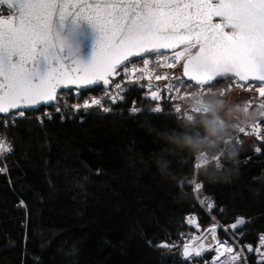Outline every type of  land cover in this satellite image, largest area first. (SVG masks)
<instances>
[{
  "label": "trees",
  "instance_id": "obj_1",
  "mask_svg": "<svg viewBox=\"0 0 264 264\" xmlns=\"http://www.w3.org/2000/svg\"><path fill=\"white\" fill-rule=\"evenodd\" d=\"M133 101L142 112H130ZM154 105L131 89L108 113H52L42 123L33 118L50 106L0 125L11 146L7 173H0V264H201L181 257L177 239L193 230L189 215L200 228L212 223L191 185L210 117L181 119L165 103L156 114ZM222 105H216L219 116L239 124L240 113ZM232 132L215 131L205 151L226 150L224 167L227 150L236 146V175L230 182L213 180L219 168L209 163L196 176L198 197L215 205L211 214L222 226L242 217L235 236L243 233L239 244L255 248L264 234V144L251 136L226 144ZM244 264H257L256 256L247 253Z\"/></svg>",
  "mask_w": 264,
  "mask_h": 264
},
{
  "label": "snow or ice",
  "instance_id": "obj_2",
  "mask_svg": "<svg viewBox=\"0 0 264 264\" xmlns=\"http://www.w3.org/2000/svg\"><path fill=\"white\" fill-rule=\"evenodd\" d=\"M0 6V114L15 113L13 125L17 118L25 116L24 109L57 101L61 89L71 92L74 87L78 98L83 90L102 85L103 94L113 104L122 101L123 95L118 99L107 90L116 78L129 76L130 65L135 73L134 58L143 61L142 72H147L151 57H156V63L163 68L182 72L181 76L171 77L155 74L156 81H168L159 91L151 90L152 73L147 72L150 92L145 98L153 102H160L165 90L172 98L173 92L181 91L185 85L206 90L223 80L229 91L252 88L258 83L255 91L261 98L259 107L264 109V0H0ZM82 23L96 34L87 63L78 55ZM69 42L73 45L71 51ZM128 83L135 84V78ZM114 87L119 90L121 84L115 83ZM253 103L256 101L248 100L245 105L249 108ZM71 107L77 112L93 107L105 113L111 111L96 97ZM173 110L176 114L180 111L176 106ZM56 111L61 108L58 106ZM142 111L132 109L133 114ZM161 112L157 103L153 113ZM8 126L5 121L4 127ZM262 126L264 116L247 125L250 131L244 126L238 132L254 135L264 143ZM233 142H238L236 136ZM3 151L11 149H5V141L0 140V152ZM260 151L257 147L256 152ZM217 167L222 164L218 162ZM5 171L0 168V173ZM201 187L199 183L195 185L198 194ZM214 207L213 203L207 205L209 212ZM220 211L223 214V209ZM244 223L242 217H237L234 223L224 226L226 234L232 230L236 244L243 233L236 237L235 232ZM219 228V223L209 227V247L214 241L218 256L232 254L219 264H244L243 250L234 252L227 240H219ZM171 247L175 249L177 245ZM243 247L248 252L255 251L257 264H264V234L255 249L252 244ZM193 254L201 257L202 249L193 253L185 243L184 260L192 259ZM213 264H218L216 257Z\"/></svg>",
  "mask_w": 264,
  "mask_h": 264
},
{
  "label": "built area",
  "instance_id": "obj_3",
  "mask_svg": "<svg viewBox=\"0 0 264 264\" xmlns=\"http://www.w3.org/2000/svg\"><path fill=\"white\" fill-rule=\"evenodd\" d=\"M168 55H171V53H168ZM149 59H150V64L148 66L147 72L152 73V78H151L150 83L153 85V87L151 90L159 91L160 89L164 88L166 83H168V81H164V80L156 81L155 80V74H157V73H159L161 75L166 73V74H168L169 77H171L173 75L181 76L179 70L163 68L159 64H157L156 63V57H151ZM133 63L136 66L135 73H133L131 71L132 66L130 65L129 66V68H130L129 76L128 77H119V78H116L114 81V84L115 83L121 84V89H119V90L115 89L114 84H113V87L107 90L112 96H116L118 99H119L120 95H123V100L118 102V103H121L125 100L126 94L131 89H135V90L139 91L141 93L142 99L147 100V101H152L150 98H147V99L145 98L146 96L149 95L150 90L147 87L149 81L145 79V77L147 76V72L140 71L141 69L144 68L143 61L139 59V60L133 61ZM131 78H135V84L128 83V80ZM142 85H143V87H142ZM258 86H259V84H256L252 88L237 89V90H231V91H237L236 93H241L242 91H245V92L248 91V92H252L255 96H258V93L255 91V87H258ZM213 88L201 90L199 88H189L187 85H185L181 91H179L177 93L173 92L172 98H170L168 96L167 91L165 90L162 100L160 102H155V105L151 109V112L153 113V109L157 106V103H159V106L161 103H165L167 105L168 110L173 115H175L181 119L191 120L192 118H194L195 116H198V115H209V117H210V136L215 131H218V130H221V131L233 130L231 136L225 140L226 144H232V146H233V144H234L233 143V137L236 136L238 142H240V140L243 137H247L250 135L242 134V133L238 132L242 127H244L241 125V123L230 124V123H227L222 117L219 116V114L216 111L215 102L212 101L214 99H212V100L209 99L212 96L211 94H213V92L210 89H213ZM228 92H230V91L228 90ZM80 96H82V92L79 94V97ZM79 97L77 98L76 90H72L71 92H69V90L68 91H61L58 93V100L54 101L50 104V106L53 109H51V110L44 109V110L40 111L39 113H35L33 115V118H35L36 120H40L38 118L47 119L50 117V115L52 113L62 114L64 112H77V111L72 109L71 105H68L67 109L66 108L64 109V107L67 106V102H69V101L70 102L73 101L74 104L78 103V100L80 99ZM96 97L100 98L102 100V104L104 107H106V106L110 107V105H115L111 102V100L108 97H106L103 94L102 88H101L100 92H98V95ZM118 103H116V104H118ZM50 106H48V107H50ZM58 106L61 108L60 112L56 111V108ZM175 106L180 110L178 114H176L173 110ZM48 107H45V108H48ZM133 107H135V106L132 105L130 108L131 113H132ZM135 109L142 110L143 107L142 106L141 107H135ZM259 110H260L261 114L264 115V109H259ZM80 111L85 112L83 109H81ZM90 111H100L101 113H105L104 111H102V109L100 107H93L92 109H89L87 112H90ZM26 113L27 112H25V114ZM14 114L15 113L9 114L7 116H0V123L7 121L8 124H13L12 118H8V117H10V116L13 117ZM24 117L17 118L16 120L23 119ZM232 125H235V127ZM245 127H246V131H249L248 127L247 126H245ZM210 136L206 137L200 143V145L198 146V149L196 151L195 159H194V163H193L194 174H193V177L191 179V185H192V192L196 196L198 204L203 208L205 213L212 219L213 223H211L210 225H208L204 228H200L199 230L193 228V230H191V231L179 233L177 242L179 243L180 246H184V244L187 243L189 245V247H193L197 243L201 242L208 234H211L208 231V229L212 224L219 223L213 217L211 212L208 211V208H207L208 204H206V202L204 200L198 198V195H197L198 193L195 190V185L197 184L196 176H197V173L199 172V170L203 169L204 167H206L211 162L214 163L213 165L215 166V168H218L217 163L219 162L221 164L220 158L223 156L224 152L226 151L224 149H221L216 155L209 156V154H207L205 151V146L208 144L207 142H208V139ZM0 140L5 141V149H9V148L11 149L10 144L3 137L0 136ZM9 153H10V151L0 152V168H6L5 158ZM202 162H204V163H202ZM197 163H200L199 168H196ZM2 173H7V171L2 172ZM20 207H23V205L21 203H20ZM223 229H224V226H222L220 224V228L217 230V235H218L219 240H221V241L227 240L228 243L233 246L234 252H236L238 249H242L243 246H241L240 244H236L234 237L229 232L226 234ZM219 231H221L223 233V236L219 235ZM260 235L258 236V239H259ZM245 245H247V244H245ZM216 247H218V245H216V243L214 242V244L211 247L204 249L201 257L193 256V258L190 260L201 262V264H213V258L216 257L217 262L219 264L220 261H225L226 259L231 257L232 254H225L224 256H218L217 252L215 251ZM246 252L248 254H250V253L256 254L255 251L248 252L246 250ZM208 254H210L209 257H207ZM246 254L244 252L245 257H246Z\"/></svg>",
  "mask_w": 264,
  "mask_h": 264
},
{
  "label": "water",
  "instance_id": "obj_4",
  "mask_svg": "<svg viewBox=\"0 0 264 264\" xmlns=\"http://www.w3.org/2000/svg\"><path fill=\"white\" fill-rule=\"evenodd\" d=\"M67 33H68V30H66L65 34H67ZM95 39H96V34L93 32V30L90 28V26H88L86 23H82L81 26H80V36H79L80 52L78 54L79 55V59L82 62L87 63L91 59L92 50H93ZM136 60H139V59L138 58H134L133 59V61H136ZM180 74L182 75L181 71H180ZM99 86L103 89L102 85H94V86H91L90 89L83 90L82 92H87V91L93 90L94 88H97ZM72 90H75V88L72 87ZM61 91H68V89L58 90V93L61 92ZM248 100H255L256 103H253V104L249 105V108L246 107L245 103L243 104L242 110H241V120L243 119L244 114H246L248 112V110L252 106H256L257 108H260L259 106H260L261 98H259L258 96L250 97L246 101H248ZM50 104H41V105H37L34 108H27V109H24V112L36 111V110H39L42 107H48V106H50ZM10 114H12V113H10ZM0 116H7V115L0 114ZM248 130L250 131V128H248ZM261 134H263V133L261 132ZM251 137L253 139H255L258 143H262L260 140L256 139V136L252 135ZM262 144H264V143H262ZM186 219L190 220V225L193 226L195 229H197V230L200 229V227L197 225L196 220H195L193 215L187 216ZM210 236H211V234H208L201 242L197 243L193 247H189L190 250H192L193 253H194V250L197 249V248H201L202 251L204 249H206V248H209V244H208L207 241L209 240ZM162 244H165V243H162ZM213 244H214V241L211 242V245H213ZM183 248H184V246L180 247V253H181V257L182 258H183V256H182Z\"/></svg>",
  "mask_w": 264,
  "mask_h": 264
},
{
  "label": "rangeland",
  "instance_id": "obj_5",
  "mask_svg": "<svg viewBox=\"0 0 264 264\" xmlns=\"http://www.w3.org/2000/svg\"><path fill=\"white\" fill-rule=\"evenodd\" d=\"M0 7H2V6H0ZM224 84L217 86V87H214L213 89H210L213 92V94H211L212 96L209 99L210 100L214 99L212 101L215 102V106L217 104L222 103L223 104L222 106L224 107V109L228 110L227 113H232V112H236V114L240 113V118H241V110H242V106H243L244 102H246V99L253 97L254 94L252 92H248V91H246V92L242 91L241 93H236L237 91L228 92L226 85H224ZM97 95H98V92L92 93V94L87 93L85 95L83 94L82 96L79 97L80 99L78 100V103L83 104L84 99L90 98V97H96ZM72 104H74L73 101L67 102V106H65L64 109L65 108L67 109L68 105H72ZM111 106L112 105H110V107L109 106H106V107L111 108ZM255 110H259V109L256 108ZM216 111H217V108H216ZM8 118H12V117L10 116ZM0 125L4 126V122L0 123ZM232 126L235 127V125H232ZM6 168H7V165H6ZM212 223H213V221H212ZM258 243H259V239L257 241V245H258ZM241 250H243V253L244 252H245V254L247 253L246 252L247 249L244 247H242V249H238L236 252H240ZM261 251H264V249H261ZM254 255L256 256V261H257V259H258L257 254H254ZM229 259L230 258L226 259L225 261H227Z\"/></svg>",
  "mask_w": 264,
  "mask_h": 264
},
{
  "label": "clouds",
  "instance_id": "obj_6",
  "mask_svg": "<svg viewBox=\"0 0 264 264\" xmlns=\"http://www.w3.org/2000/svg\"><path fill=\"white\" fill-rule=\"evenodd\" d=\"M67 46L70 51L73 50V45L70 42L67 44ZM262 116L264 115L261 114L260 110L249 109L248 112L244 114V117L241 120V125L247 126L249 124H252ZM237 156H238V149L236 146H233L229 150H227L223 162L224 167L215 169L211 179L230 182V180L234 178V176L237 173V169L235 167V165L237 164ZM160 174L164 177H167V174L163 172H161Z\"/></svg>",
  "mask_w": 264,
  "mask_h": 264
},
{
  "label": "flooded vegetation",
  "instance_id": "obj_7",
  "mask_svg": "<svg viewBox=\"0 0 264 264\" xmlns=\"http://www.w3.org/2000/svg\"><path fill=\"white\" fill-rule=\"evenodd\" d=\"M253 96H255V95H253ZM247 100V99H246ZM245 103V102H244ZM256 109L257 107L256 106H252L250 109Z\"/></svg>",
  "mask_w": 264,
  "mask_h": 264
}]
</instances>
